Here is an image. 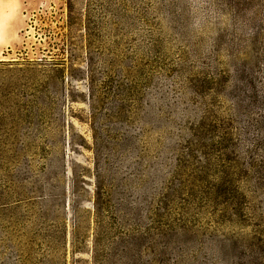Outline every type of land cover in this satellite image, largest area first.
I'll return each instance as SVG.
<instances>
[{
  "label": "rangeland",
  "instance_id": "1",
  "mask_svg": "<svg viewBox=\"0 0 264 264\" xmlns=\"http://www.w3.org/2000/svg\"><path fill=\"white\" fill-rule=\"evenodd\" d=\"M1 1L0 264H264V0Z\"/></svg>",
  "mask_w": 264,
  "mask_h": 264
},
{
  "label": "bare ground",
  "instance_id": "2",
  "mask_svg": "<svg viewBox=\"0 0 264 264\" xmlns=\"http://www.w3.org/2000/svg\"><path fill=\"white\" fill-rule=\"evenodd\" d=\"M6 7H7V3H2V1L0 0V14H1V12L3 11V10H5L6 9ZM9 9V8H8ZM3 13V12H2ZM5 14V13H4ZM3 14V15H4Z\"/></svg>",
  "mask_w": 264,
  "mask_h": 264
}]
</instances>
